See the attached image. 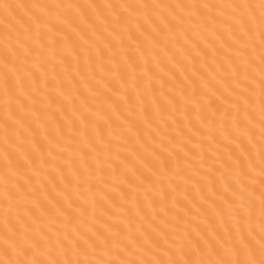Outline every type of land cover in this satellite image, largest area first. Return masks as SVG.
Masks as SVG:
<instances>
[{
    "label": "bare ground",
    "instance_id": "6f19581e",
    "mask_svg": "<svg viewBox=\"0 0 264 264\" xmlns=\"http://www.w3.org/2000/svg\"><path fill=\"white\" fill-rule=\"evenodd\" d=\"M259 4L0 0V260L258 261Z\"/></svg>",
    "mask_w": 264,
    "mask_h": 264
},
{
    "label": "snow or ice",
    "instance_id": "6c2138e0",
    "mask_svg": "<svg viewBox=\"0 0 264 264\" xmlns=\"http://www.w3.org/2000/svg\"><path fill=\"white\" fill-rule=\"evenodd\" d=\"M247 6V5H245ZM259 8L261 10V23L264 24V0H260V4H259ZM39 19V18H38ZM262 114H264V108H262ZM262 136H264V131H262ZM261 174L264 175V168L261 169ZM262 196H264V193H262ZM262 203H264V201H262ZM261 232L264 233V223H262L261 225ZM228 236L229 239H233V244L236 248H239L241 245L244 244V241L246 239V237H240L239 239H234L232 237V233L229 230L228 231ZM221 239H223L224 237L221 236ZM24 241L26 242L28 237L25 234V236L23 237ZM227 242V241H226ZM19 243V242H17ZM79 243V242H77ZM93 243H95V241H93ZM137 243H139V241H137ZM249 244H251V241H248ZM149 242H145V247H148ZM17 245L14 244L13 245V250H16ZM125 247L127 248L128 245H125ZM24 252H28L30 249L28 248H24L23 249ZM148 250L150 251L151 248L148 247ZM8 249H5V253L7 254ZM260 259L257 260H249V261H242V260H220V261H212L209 262V264H264V235L261 236V244H260ZM0 264H50V262H45L42 260H32L31 262L26 261V260H12V259H8V260H0ZM54 264H59V261L54 262ZM71 264V262H70ZM104 264H116L115 261H106L104 262ZM120 264H141V262H137V261H121ZM142 264H180L179 261H164V260H147L145 262H142ZM186 264H193V262L189 261L186 262ZM201 264H203V262H201Z\"/></svg>",
    "mask_w": 264,
    "mask_h": 264
}]
</instances>
